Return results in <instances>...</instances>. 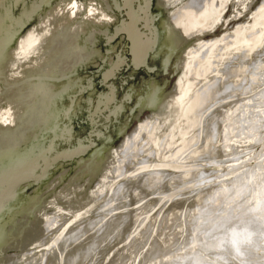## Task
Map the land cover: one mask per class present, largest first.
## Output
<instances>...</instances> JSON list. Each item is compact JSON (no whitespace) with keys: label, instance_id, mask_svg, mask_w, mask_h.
I'll return each instance as SVG.
<instances>
[{"label":"rangeland","instance_id":"rangeland-1","mask_svg":"<svg viewBox=\"0 0 264 264\" xmlns=\"http://www.w3.org/2000/svg\"><path fill=\"white\" fill-rule=\"evenodd\" d=\"M125 1L131 2L129 0H0V61L5 56L1 66L4 75L0 79V110H3L7 104L4 99L7 90L4 80H7L14 70V55L20 57H17L18 60L16 59L18 68L23 67L27 62L32 65L36 58L43 54L46 57L44 58L46 62L41 67L27 72L26 76L20 80L23 91L29 95L31 104L23 110V112L26 110V115H19L18 111L14 120L5 123L4 119H0V134H5L8 138V143L0 149V172L10 168H12V173L18 172L17 168L27 159L35 158L39 161L34 172L25 175L26 179L17 187L14 200L3 201L4 206L0 211V264H9L12 260H16L18 264H25L26 261L39 260L43 253L46 255L41 264H48L55 244H53L54 237L61 235L69 237L74 232L80 231L77 237L83 238L75 242L71 248L69 247L67 249L69 252L67 250L59 252V254L68 252L70 255L75 248L73 246L77 245L76 243L83 244L93 237L103 238L108 231L112 234L124 225L126 220L121 217V214L126 207L128 209L125 210L130 211L141 209L136 224L133 227L132 224L128 225L130 231L122 241L113 237L99 251L100 254H97L94 260L91 258L83 264H103L107 256L112 264H133L134 259H131L130 256L131 247H136L135 253L144 251L137 264H162L169 260L173 261L172 259L181 261L188 254L202 251V245L208 241L204 233H200V231L203 224L211 219L210 216L206 219L203 215L209 211L213 212L218 203L215 199L217 191H221L225 187L227 189L248 169H257L259 164L264 163V123L261 124L256 120L257 113L262 112L261 110L264 111V99L260 96L264 92V76L260 82L258 81L252 92L247 94L242 91L245 87L242 85L252 83V72L248 73L249 65H252L258 55L264 52V25L258 24L264 0H252L251 2L249 0L234 2L233 0L231 7L223 13L220 21H215V26L210 32L197 33L191 37H185L182 28L173 20V15L177 13L178 7L188 0L170 2L150 0L149 14L153 21L152 31L156 40L148 28L144 29V26L148 27L149 18H147V23L136 25L134 19L136 14L133 13V17L130 15L131 9L127 3L124 4ZM145 1L133 0L132 8L135 11L143 10ZM71 7L74 9L73 11ZM64 12L66 16L59 20L63 23L66 19L65 23L56 26L57 14L60 15ZM145 15V13H140L142 20L145 19ZM69 23L70 28L68 27ZM46 25L49 26L47 29H45ZM61 26L65 30L60 29ZM256 27H261L263 30L261 39L263 41L260 40L258 44L247 50L246 60L232 63L235 71L232 76L227 77L223 73L225 64L232 62L231 57L235 53L245 56L241 41L247 37L250 29ZM55 28L59 30L60 34L68 29L71 32L65 35L64 41H58ZM128 29L135 38L137 37L135 49L138 63H144V49L150 48L148 59L150 68L146 65L145 67H136L132 66L133 63L132 65L127 64L123 65L115 76L110 77L108 71L115 66L120 54L127 57L128 60L132 58L133 43ZM29 35L33 41L39 40L32 42L31 59L24 60L18 48L23 39ZM226 36H231L234 44L225 46L222 52H214L216 48L213 47L209 60L216 70L210 77L204 79V82L211 78H220L221 90L225 89L224 87L230 81L234 84L235 97H232L229 102L226 101L228 106L225 107V112L232 114L236 108L245 105V109H241L243 115L236 122V128L232 129L231 121L229 122L230 119H228V127L227 122L216 125L217 128L214 131L219 127L223 128L215 137L218 140L211 141L209 138L203 145L200 137H197L196 158H193L191 163L185 161L189 167L186 166L173 172L164 171L165 175L154 193L138 199L134 198V187L123 193V183L129 181L133 184L134 180L132 179H135L140 172L136 171L134 167L138 158L132 162L133 165L129 164L127 167V163L123 164L124 166L117 165L122 160V153L119 150L126 139L142 125L149 124V130L144 128L140 131L143 136L142 138L139 137L140 135L138 136L140 139L137 140L135 146L146 147L147 145L149 149L146 147L147 149L143 153L145 156L151 155L147 154L149 150L154 149V152L155 150L159 152L160 144L173 130L172 123L175 115L166 121L165 118L170 101L176 93L177 83L185 75L187 62L195 60L205 47L211 46V42L223 41ZM112 38L113 41L109 43L108 40ZM178 40H181V44L172 53L171 50ZM189 54L195 56H188ZM57 57L58 59L53 60ZM207 61L203 62L200 67L206 68ZM104 74L105 78L103 79ZM112 90L115 98L111 105L112 108L107 109L108 111L103 109L98 115L100 96L104 93L110 94ZM150 95H153L155 103L153 105L147 103V98ZM167 98L169 101L165 100ZM256 100L260 101L255 102ZM248 101H250L249 104ZM222 106L220 104L213 110L221 112ZM249 112L251 113L249 114ZM224 129L228 130V137H226L227 132ZM151 134L155 137L154 142L151 141ZM176 138L177 136H172L170 143ZM79 145L85 146L83 155L69 160H60L51 165L46 175H43L48 160H53L58 152L76 149ZM113 160L115 161L113 162ZM112 162L113 164H111ZM114 163L117 166L112 172L110 165L114 166ZM30 177H34V179ZM168 177L174 178L177 182L178 189H175L177 192L175 190L169 192L167 190L169 188L164 189V182L169 179ZM35 178L39 180L36 181ZM163 180L164 182H162ZM103 183L106 188H111L105 198H102L104 195ZM112 184L113 186H111ZM73 190L77 192L76 199H84L81 202L82 205L84 204L82 208L81 203H78L76 199H71L74 204H70L66 200ZM167 191L168 193H165ZM90 197L91 199L88 201L86 198ZM246 197L249 198V194L240 198V203L242 202L240 205L246 203L248 200ZM151 203L155 205L153 211L150 208ZM224 204L227 207L231 202L226 200ZM89 208L92 210L89 211ZM80 209H87L86 211L89 213L78 221L76 213H79ZM115 215H118V218ZM42 216L55 217L56 225L53 228H45L43 223H41L42 225L39 223ZM195 216L197 217L195 218ZM204 219L205 221H202ZM109 224L112 225L110 228L112 231L106 228ZM89 225H91L90 228ZM37 226L38 228H36ZM32 229H37V234L31 237L29 231ZM139 237L144 238L146 248L142 249V243L139 244L140 241H138ZM225 245L223 248L219 246L220 251L216 249L217 252L215 249L206 251L208 253L202 251L205 252V264H221L219 259L223 260L225 255L226 259L228 258V264H241V259L228 253L226 251L228 247ZM162 247L167 254L160 253ZM221 250L222 252L225 250L226 254L221 253ZM257 250L252 251V262L263 264L264 245ZM149 252L159 254L153 255L154 257L151 258ZM213 252L218 254L215 255ZM219 253L224 255L221 256ZM230 255L234 256L233 259ZM218 257L220 258L218 259ZM146 258L151 261L146 263ZM226 259L221 261L222 264H227ZM51 262L59 264L55 260Z\"/></svg>","mask_w":264,"mask_h":264},{"label":"bare ground","instance_id":"bare-ground-1","mask_svg":"<svg viewBox=\"0 0 264 264\" xmlns=\"http://www.w3.org/2000/svg\"><path fill=\"white\" fill-rule=\"evenodd\" d=\"M129 1H131V2H129V3L126 2L127 5L128 6L131 5V9L133 11H135L132 8V1L133 0H129ZM163 1L170 2V1H176V0H163ZM236 1L238 2L239 0H234V2H236ZM251 1L252 0H249V2H251ZM231 4H233V0H188V1L184 2L182 5H180L178 7V10L176 9L177 13L173 15V20L175 21L176 24L179 25V27H181L185 31L186 36L194 35L195 32L207 33V32H210L211 29L215 26V21H220V19H222L223 13L225 11H227V9L229 7H231ZM241 4H244V3H241ZM262 7H263L262 11H260L261 12V16H260L261 19L258 20V24H260V25H264V3H263ZM71 8L73 11L74 10L73 7H71ZM134 13L137 16V18H134L135 22L137 23L140 19V9H139V11H135ZM216 17H218V18H216ZM255 20H256V18H255ZM225 22H226V20L224 19V23ZM48 27L49 26L46 25L45 29H47ZM145 28L147 29L148 27L145 26ZM55 29H56L55 34L58 35V37H56V39L58 41H60L63 36L68 34V32H66V31H63V33L60 34L59 30L57 28H55ZM30 35L26 39L25 38L23 39L22 44H20L19 48H18V50L20 51L21 57L24 60L29 59L31 57L30 54L32 53V50H33L32 49L33 48L32 42L36 41V40L33 41V38ZM126 35H128V34L126 33ZM129 36L132 38V41H134V43L136 44L137 39L134 38V36H133V34H131L130 30H129ZM262 38H263V30L261 29V27H256L255 29H250L249 33L247 34V37L241 41V44H242L241 47H243V49H244L242 51H244L245 56H243L239 53H235L234 55H232V57H231L232 62L228 61L229 63L225 64V67L223 68L224 70L222 69L223 73L226 74L227 77L232 76L234 71H235L234 70L235 69L234 64H232V63L240 61V60L241 61L246 60L247 50L249 48H251V46L258 44ZM38 40L39 39H37L36 42H38ZM179 41H181V40H179ZM261 41H263V40H261ZM51 44H53V43L51 42ZM232 44H234L232 37L226 36L223 39V41L211 42L210 43L211 46L209 47V45H208L207 47H205V49L202 50L203 52H201V54L199 56H197L195 58V60L192 59L190 62H187V67H186L187 69H186L185 75L178 81L177 86H176V93L173 95L174 97L172 98V100L170 101V104L168 106L167 116L165 115L166 116L165 121L168 118L171 119V117H173V115H175L174 121H173L174 124L172 123L173 130H172V133L169 134L167 139L164 140V142H162L161 144L159 143L160 144L159 152H157L156 150L154 152L153 151L154 149L152 151L149 150L147 154L148 155L151 154L150 155L151 157L145 156V155H143V153L148 148L147 145H146L147 148L145 146H139V147L135 146V144L138 142L137 140L142 138V136H143V134L140 131H142V129H144V128H148V130H149L150 129L149 124L142 125L141 127H139L134 132V134H132V135L129 134L130 135L129 137L127 136L128 138L126 139L122 148L119 150V152L121 151V153H122L121 154L122 160H121V162L119 161L120 163H118L117 165L120 166V165L127 163L126 164V167H127V165H129V164L133 165L132 162L138 158L134 163L135 164L134 167H135L136 171L138 170L140 172L139 173L137 172L139 175L135 174L138 177L136 176L135 179H132V180H134L133 184L129 181L128 182L125 181L123 183V185H122L123 193L128 192V190L132 189L133 187H134L133 188L134 189L133 194L135 192L134 198H137V199L143 198L149 194L154 193L157 190V186L160 184L161 179L165 175V174H163L164 171L173 172L177 169H179V170L183 169L184 167L187 166L185 161H188L191 163V161L196 158L195 146L197 145V141H196L197 137H200V141L202 142V144L205 143V141L209 138L211 141L212 140H218L215 137L219 135V132H220L222 127H219L216 131H214L215 128H217L216 125L218 123H221V122L222 123L227 122L228 119H230L229 122L231 121L230 125L233 127L232 129L236 128V126H237L236 122L239 121L240 116L243 115V110L241 111V109L242 108L245 109L244 108L245 105H241V107L236 108L232 112V114L225 112V107L228 106L226 104V101L229 102V100L232 97H235V95H234L235 94L234 84L231 83V81H230L224 87L225 89L221 90L220 78H217V77L211 78V79H208L207 81L204 82V79H206L207 77H210L212 75V73L216 70L215 67L214 68L212 67L213 63L211 64L210 60H209V57L212 54L213 47L216 48V49L214 48L215 49L214 52H217V51L222 52L224 50L225 46L232 45ZM238 48H240V47H238ZM189 52L192 53L191 51H189ZM134 56H136V49L134 51ZM188 56L193 57L195 55L189 54ZM14 57H15L13 59L14 60V62H13L14 70H13L12 74L9 76V78H7V80H4L5 86L7 88V90L5 91L6 93H5L4 99L6 100L7 104L3 110H0V119H4L5 123L16 119V117L18 115L17 114L18 111H19V115H23V116L26 115V110L24 112H23V110H24V108H28V106H30L31 104H30L29 95L26 91H23L22 82L20 80L22 77L26 76L27 72L36 70L37 68L41 67V65L44 62H46V59H44L46 57L43 54L39 58H36V60L33 62L32 65L29 62H27L23 67L18 68L16 66L17 65L16 59L18 60L17 57H19V56L15 54ZM121 57L122 58L116 62L115 67L109 71L112 76H114L117 73V71L120 70V68L123 66V64L125 63V61L127 59V58H123V55ZM4 59H5V56L3 58H1V61H0V79H1V76L4 75L3 71H1V66H2V62ZM55 59H58V57L54 58L53 60H55ZM144 59H145V57H144ZM205 61H207V63H206V65L208 64L207 67L201 68L200 66ZM219 61H220V59H219ZM252 65H249V67H248V73L252 72V76H253L252 83L250 85H242V86H245V87H243L242 91H244L247 94H249L250 92L253 91V89L255 88V85L258 83V81L260 82L261 78L264 76V52L260 53L258 55L257 60H255L254 63H252ZM12 82H14V84H12ZM260 96L262 99H264V92ZM114 99L115 98H114V91L113 90H112V93H110V94H105V93L102 94V96H100V98H99L97 114L99 115L100 112L103 111V109H106V111H108L107 109L110 110L112 108L111 107L112 103H114V101H113ZM169 99H171V98H169ZM165 100H168V98ZM250 101H251V99H250ZM250 101H248V104ZM258 101H260V100H256L255 102H258ZM166 104H167V102H166ZM220 104L223 105L221 108L222 109L221 112L223 111V113H221L220 110H218V109L217 110L219 112L215 111L216 109L213 110L215 107L218 108V105H220ZM252 111H254V110H252ZM261 111L264 112L263 110H261ZM262 112L257 113L258 118L256 119L257 121H260L261 124L264 123V113H262ZM250 113L251 112H249V114ZM254 115H256V114H254ZM27 117H29V116L27 115ZM252 118H255V116H252ZM149 121H151V120L149 119ZM158 121H160V120H158ZM226 125L228 127V122ZM151 127H153V126H151ZM253 127H255V126H253ZM225 128H226V126H225ZM19 129H20V127H19ZM255 129L257 130V128H255ZM225 132H227L226 137H228L229 136L228 130L227 131L225 130ZM152 134L150 136H152ZM153 135H155V134H153ZM172 136H177V138L174 139L172 143H170ZM227 140H228V138H227ZM151 141L152 142L155 141L154 136H152ZM221 141H222V139H221ZM147 142H146V144H147ZM7 143H8L7 136L5 134H0V149L2 147H4ZM149 144H151V143H149ZM79 147H80V145H79ZM79 147H77L76 149H78ZM173 148H175V149H173ZM203 148H201V149H203ZM76 149H69V150H66L64 152H58L54 156L53 160H50V161L48 160L46 162L44 172L42 171L43 175H46V173L49 169V166L58 163L60 160L61 161L63 159L69 160V159L76 158L80 155H83L84 151H85V146H82L81 151L75 155L72 152L75 151ZM115 153H117V152H115ZM209 153H211V152H209ZM199 156H202V155H199ZM117 160H119V159H117ZM114 161L115 160H113V162ZM37 162H39V161L35 158L27 159L26 161H23L21 167L22 166L23 167H27V166L30 167L31 166V172L30 173H32V172H34V170L36 168ZM113 162L111 164H113ZM117 165H115V163H114V166L110 165V170L112 169V172H113L116 169ZM187 167H189V166H187ZM121 169H120V171H122ZM19 170H21V169H19ZM117 171H118V169H117ZM182 171H184V170H182ZM30 178L34 179V177H30ZM17 179H18V181H16ZM25 179H26V177L24 174H22V171L21 172L15 171L12 173V168H10L8 170L6 169V170L0 172V211H2L3 206H4L3 201L7 202L10 200H14V198L16 196L17 187ZM35 180L38 181L39 179L35 178ZM166 180H167L166 182H164V180L162 181L165 184L164 189L169 188V189H167L169 192H171L175 189H178L177 188V182L174 180V178H169ZM103 185H104V183H103ZM111 186H113V184ZM119 190H121V189L119 188ZM160 190H161V188H160ZM102 191H104L103 192L104 195L102 196V198H105L106 196H108V193H110L111 188H106V186L104 185V187L102 188ZM168 191L165 193H168ZM76 194H77V192L75 190H73L72 194L69 195V197H66V200L68 202H70V204H74V201H72V200L76 199L75 198ZM246 194L247 195L249 194V198L246 197V198H248V200L246 199L248 202L246 201V203H243L242 205H240L242 203V202L240 203V198L243 195L246 196ZM124 196L126 197V195H124ZM76 197H78V196H76ZM168 197H166V198H168ZM86 199L88 201H90L91 197L86 198ZM129 199H131V198H129ZM215 199H217L218 203L214 207L213 212L209 211V213L203 215L206 219H208L209 216L211 219L209 220L210 222L207 221L206 223L203 224V226L201 225L202 230L200 231V233H204L205 237L208 239V241L202 245V248H203L202 251H205V252L209 251V250L213 251L215 249V251L217 252L216 249H218L219 246H222V248H223V245L226 244L225 246L228 247V250H226V251L228 253L235 255V257H237V258L239 257L241 259V262H242L241 264H245V263L246 264H256V263L252 262V260H253V252L252 251L257 250V248L259 249L260 246L264 245V163L259 164L257 166V169H254V168L248 169L244 175L239 176L234 183H232L229 187H227V189L225 187V189H222L221 191H217ZM76 200L78 203H81L84 199L83 198H81V199L77 198ZM226 200H229L231 202V204L227 207L224 204ZM133 201L135 203V199ZM114 202H115V200H114ZM145 203H146V200H145ZM152 204L153 203L150 204L151 211H153L155 209V205H152ZM81 205H82V203H81ZM83 205L81 206V208L83 207ZM122 205L123 204H121V206ZM127 205H129V204H127ZM75 206H77V205H75ZM134 207H136V205H134ZM134 207H133V209H134ZM92 208H94V207H92ZM92 208H89V211H91ZM122 208L124 209V206H122ZM125 209H128V208L126 207ZM125 209H124V212H122V210H120L122 212L121 217H124V219L126 220V223L124 225H122L118 229L115 228L116 231H114V233H112V234H111V232L108 233L109 232L108 231L107 234H105V237H103V238L101 237L102 239L99 237H93V238L89 239V237L92 236L91 235L88 237L89 240H87V241L84 240L85 243H83V244L82 243H80V244L76 243L77 245L73 246L75 248L73 249V252L70 253V255H69V253H68L69 251L67 249L69 247L71 248V246L75 242H78V240H81L83 238V237L82 238L77 237L79 235L80 231L74 232L69 237H66L64 235L55 236L56 238L54 237V239H53V244L54 243L55 244L52 248L53 251H52V254H50V260H49L48 264H53V262H51V261H54V260H55V262H58L59 264H83L86 260H91V258L94 260L97 257V254H100L99 251L102 250V248H104L105 245L108 244L109 240L113 239V237H116L117 239H121V241H122V239L130 231V230H128V227H129L128 225L132 224V227H133L136 224L137 219L140 217V210H141V209L140 210L135 209L136 211L135 210L130 211V210H125ZM137 209H139V208H137ZM86 210L85 209H83V210L80 209V211L78 210L79 213H76V214H78L76 220L79 221L80 218L84 217L85 214H88L89 212H87ZM206 210H207V208L205 209V211ZM67 211H69V210H67ZM110 213H112V212H110ZM162 216H164V215H162ZM45 217L42 216V219H40L39 223L40 224L43 223L45 228L46 227L53 228L56 225V223H55L56 218L53 216H51V217L47 216L46 218ZM116 217L118 218V215ZM196 217L197 216H195V218ZM157 219H159V218H157ZM101 221H102V219H101ZM112 221L114 222V220H111V222ZM202 221H205V219ZM70 222H71V220H70ZM75 222H77V221H75ZM75 222L73 223V225L75 224ZM70 224L72 225V222ZM114 224H116V223H114ZM101 225L102 224H100V226ZM80 226H81V224H80ZM90 226L91 225H89L88 227L90 228ZM97 226H99V225H97ZM111 227H112V225L109 224L106 228L108 230ZM36 228H38V226ZM54 229H56V228H54ZM92 230H94V229H92ZM197 230H198V228H197ZM85 231H86V229H85ZM95 232H96V230H95ZM103 233H104V231H103ZM1 234H2V232H1ZM36 234H37V229H32L29 231V235L31 237L35 236ZM80 235H82V234H80ZM99 235H100V233H99ZM86 238H87V236H86ZM0 239H1V237H0ZM188 239H189V237H188ZM84 241H82V242H84ZM138 241H140L139 244L142 243L141 247L143 249V247L146 246L144 238L141 237ZM49 243H51V242H49ZM49 245H51V244H49ZM160 249L158 250V252L160 251ZM64 250H67L68 252L63 253V254H59V252L64 251ZM135 250H136V247L130 248L131 259H134L133 264H137V262L139 261V259L142 256L141 254H143V252H144L141 250L140 253L138 252L139 253L138 254L137 252L135 253ZM202 251L197 252V253H193V254H188V256H186V258L183 257L181 259V261H174L175 259H172L173 261L169 260V261L164 262L162 264H182V263H184V264H205V262H206V259L204 257L205 252L203 253ZM119 252H121V251H119ZM162 252L163 253L165 252V249H163V247H162L160 253H162ZM216 252L215 253L213 252V253L215 255H217L218 253H216ZM223 252L225 253V250H223ZM223 252L221 250V253H223ZM165 253L167 254V252H165ZM165 253L163 255H165ZM206 253H208V252H206ZM221 253H219V255H221ZM228 253H227V255H228ZM149 254L152 258L153 255L159 254V253H157V252H154V253L151 252L150 253L149 252ZM45 255H46V253H43L42 257L39 260L34 259L32 261H26L25 264H41V263H43L42 259ZM223 255H221V256H223ZM211 257L212 256H210V258ZM226 257L227 256L225 255L223 258L226 259ZM230 257H231V255H230ZM232 257H234V256H232ZM106 258H108V256ZM106 258H105V261H103V264H112V262L109 261L110 259L108 258L106 260ZM219 258L220 257H218V259ZM218 259L216 258L215 260L217 261ZM223 260H221V261H223ZM234 260H235V258H234ZM149 261H151L149 258L145 259L146 263L147 262L149 263ZM221 261L219 259V262L222 264ZM44 262H45V260H44ZM226 263L228 264V260L226 261ZM9 264H18V263L16 262V260H12L9 262ZM122 264H124V263H122ZM237 264H239V263H237Z\"/></svg>","mask_w":264,"mask_h":264},{"label":"flooded vegetation","instance_id":"flooded-vegetation-1","mask_svg":"<svg viewBox=\"0 0 264 264\" xmlns=\"http://www.w3.org/2000/svg\"><path fill=\"white\" fill-rule=\"evenodd\" d=\"M146 2V4L144 5V9L143 10H140V13H145L146 15L144 16L145 17V19L143 18V20L141 19L142 17L140 16V19H139V21L136 23V25H143L144 24V22H146L147 23V18H149L148 19V30L151 32V34H153V31H152V20H151V17H150V9H149V7H150V0H146L145 1ZM125 5H126V1H125V3H124ZM129 8L131 9V5L129 6ZM141 8V7H140ZM126 9H128V8H126ZM129 13H130V15H132V17H133V13H134V11L131 9V11H129ZM62 14V15H61ZM60 15L59 14H57V18H56V20H55V24H56V26H57V24H64L65 23V21H66V19L64 20V22L63 23H61L60 22V20L59 19H62L64 16H66V13L64 12V13H61ZM135 18H137V16H135ZM134 20V19H133ZM132 20V21H133ZM69 28H70V23H69V26H68ZM144 28H145V26H144ZM60 29H64L63 28V26H61L60 27ZM65 30V29H64ZM183 30V29H182ZM66 32H68V34H69V32H71L70 31V29H68ZM183 32H184V34H185V36H186V33H185V31L183 30ZM197 33H200V32H195L194 33V35L195 34H197ZM123 34H126L125 32H123ZM71 36H72V34H71ZM153 36H154V40H156V37H155V35L153 34ZM191 36H193V35H191ZM191 36H186V37H191ZM73 37V36H72ZM64 38H65V36H63L62 38H61V40L60 41H64ZM135 38V37H134ZM135 39H137V37L135 38ZM109 41V43H111L112 41H113V38L112 39H110V40H108ZM136 42V41H135ZM178 42V43H177ZM175 44H174V46H173V48H172V50H171V52H175L176 50H177V48L180 46V44H181V41H177ZM132 43H133V49H132V55H131V57L132 58H130V60H128V58L127 57H123V58H127L126 59V61L128 60V62H126L125 61V63L123 64V65H127V64H130V65H132V63H133V65L132 66H136V67H145V64H146V66L147 67H150L149 66V64H148V59H149V57H150V48H145L144 49V52H145V59H144V63H138V61L136 60V56H134V51H135V47H136V45H135V43H134V41H132ZM192 55V54H191ZM122 56V54H120V56H119V60L122 58L121 57ZM146 59H147V63H146ZM116 65V64H115ZM115 67V66H114ZM113 67V68H114ZM112 68V69H113ZM122 68V67H121ZM120 68V69H121ZM119 71V70H118ZM109 72V71H108ZM107 72V73H108ZM106 74V73H105ZM105 74H104V77H103V79L105 78ZM109 75H110V77H112V75L110 74V72H109ZM116 75V74H115ZM114 75V76H115ZM147 103H150V104H155L154 103V100H153V95H150L148 98H147ZM81 149H82V146H80L78 149H76L75 151H73L72 153H74L75 155L78 153V152H80L81 151ZM49 168H50V166H49Z\"/></svg>","mask_w":264,"mask_h":264},{"label":"water","instance_id":"water-1","mask_svg":"<svg viewBox=\"0 0 264 264\" xmlns=\"http://www.w3.org/2000/svg\"><path fill=\"white\" fill-rule=\"evenodd\" d=\"M146 63H147V59H146ZM146 65V64H145ZM19 169H21V170H19ZM17 170H19L20 172L22 171V174H24V175H29L30 174V172H31V166L30 167H18L17 168Z\"/></svg>","mask_w":264,"mask_h":264}]
</instances>
